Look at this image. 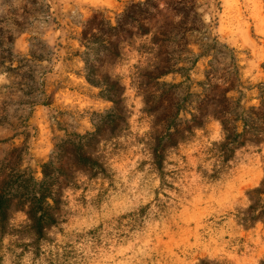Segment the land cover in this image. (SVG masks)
Here are the masks:
<instances>
[{
	"label": "rangeland",
	"instance_id": "1",
	"mask_svg": "<svg viewBox=\"0 0 264 264\" xmlns=\"http://www.w3.org/2000/svg\"><path fill=\"white\" fill-rule=\"evenodd\" d=\"M263 85L264 0H0V264H264Z\"/></svg>",
	"mask_w": 264,
	"mask_h": 264
},
{
	"label": "trees",
	"instance_id": "2",
	"mask_svg": "<svg viewBox=\"0 0 264 264\" xmlns=\"http://www.w3.org/2000/svg\"><path fill=\"white\" fill-rule=\"evenodd\" d=\"M264 86V85H263ZM228 102V100H226ZM258 113H261L260 119H246L244 120L243 133L238 134L237 131L230 125L228 119V112L226 109H222L219 112L220 118L223 120L224 130L227 133L226 142L223 144V153L224 155L230 153L233 148L244 146L246 141H261L264 140V101L263 107L259 110ZM199 126L202 123H198ZM167 145L160 143L155 149V157L160 159V155L164 153ZM33 201H38L41 204H45V201L38 200L37 197H34ZM30 220L32 221V229L35 234L41 238L44 235V231L47 228H50L56 225L57 219L55 214L49 213L47 210H44L42 207L32 206L28 212Z\"/></svg>",
	"mask_w": 264,
	"mask_h": 264
}]
</instances>
